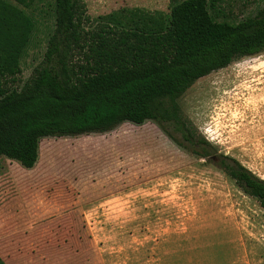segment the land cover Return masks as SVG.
I'll return each instance as SVG.
<instances>
[{
  "label": "rangeland",
  "instance_id": "1",
  "mask_svg": "<svg viewBox=\"0 0 264 264\" xmlns=\"http://www.w3.org/2000/svg\"><path fill=\"white\" fill-rule=\"evenodd\" d=\"M52 1L33 5L38 30L16 86L43 60ZM84 1L91 18L144 8L161 31L181 0ZM208 1L231 22L264 4ZM179 103L195 139L264 179V52L199 78ZM0 264H264V208L152 121L46 137L32 168L0 156Z\"/></svg>",
  "mask_w": 264,
  "mask_h": 264
},
{
  "label": "trees",
  "instance_id": "2",
  "mask_svg": "<svg viewBox=\"0 0 264 264\" xmlns=\"http://www.w3.org/2000/svg\"><path fill=\"white\" fill-rule=\"evenodd\" d=\"M38 1L0 0V156L32 168L46 137L148 121L182 148L216 155L206 139L194 138L179 99L199 78L264 52V4L231 22L218 20L208 0H181L163 29L152 31L141 7L91 18L84 0H53L43 60L19 87L15 78L38 30ZM216 156L264 208V179L234 157Z\"/></svg>",
  "mask_w": 264,
  "mask_h": 264
},
{
  "label": "crops",
  "instance_id": "3",
  "mask_svg": "<svg viewBox=\"0 0 264 264\" xmlns=\"http://www.w3.org/2000/svg\"><path fill=\"white\" fill-rule=\"evenodd\" d=\"M40 244H36V245L33 244L32 247H31L32 251L34 252L35 251V248L38 247V246H40Z\"/></svg>",
  "mask_w": 264,
  "mask_h": 264
},
{
  "label": "water",
  "instance_id": "4",
  "mask_svg": "<svg viewBox=\"0 0 264 264\" xmlns=\"http://www.w3.org/2000/svg\"><path fill=\"white\" fill-rule=\"evenodd\" d=\"M211 158H212L214 161L216 160V156H215V155L211 156Z\"/></svg>",
  "mask_w": 264,
  "mask_h": 264
},
{
  "label": "flooded vegetation",
  "instance_id": "5",
  "mask_svg": "<svg viewBox=\"0 0 264 264\" xmlns=\"http://www.w3.org/2000/svg\"><path fill=\"white\" fill-rule=\"evenodd\" d=\"M213 156V155H212ZM216 156V155H215ZM212 159V158H211ZM213 160V159H212ZM219 160V158L216 156V160L215 161H218Z\"/></svg>",
  "mask_w": 264,
  "mask_h": 264
}]
</instances>
